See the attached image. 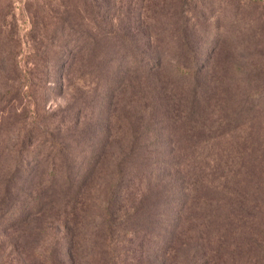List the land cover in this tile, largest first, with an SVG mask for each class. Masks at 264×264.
<instances>
[{
	"label": "rangeland",
	"instance_id": "1",
	"mask_svg": "<svg viewBox=\"0 0 264 264\" xmlns=\"http://www.w3.org/2000/svg\"><path fill=\"white\" fill-rule=\"evenodd\" d=\"M58 1L0 0V93L9 89L7 98L0 101V167L16 147V137L33 122L36 132L54 131L74 146L79 143L93 151L95 163L79 195L77 243L75 250L71 247V260L57 250L61 264H103L97 257H87L89 241L81 234L92 235L90 242L96 238L97 210L114 163L130 141H141L140 131L150 111V117L165 120L159 129L157 156L192 160L208 182L222 171L229 174L236 169L233 184L243 194L238 261H214L183 239V243L175 240L171 251L165 249L163 264H264V0L209 3L203 11L216 13L214 23L219 27L210 31L209 41L192 47L199 67L193 76L174 72L176 58L185 69L194 64L181 45L177 52L162 54L160 66L143 75L136 66L139 47L119 57L113 51L119 40L112 37L79 62L67 68L64 64L63 70L54 65L47 72L51 58L46 60L48 54L32 46L48 47L45 27L58 14ZM80 14L81 10L72 8L68 25L86 27ZM151 20L155 19H143L141 27ZM140 39L137 34L133 42L139 46ZM126 64L130 70L123 68ZM53 72H59L56 78L51 77ZM133 196L123 195L114 207H125ZM8 236L0 235V264H40L39 252L49 236L31 242L20 239L18 244L24 245L15 250Z\"/></svg>",
	"mask_w": 264,
	"mask_h": 264
},
{
	"label": "trees",
	"instance_id": "2",
	"mask_svg": "<svg viewBox=\"0 0 264 264\" xmlns=\"http://www.w3.org/2000/svg\"><path fill=\"white\" fill-rule=\"evenodd\" d=\"M173 1L176 4L171 7ZM212 1L59 0L58 14L53 16L50 27H45L48 44L44 45L48 47L40 49L34 44L32 48L48 54L46 60L51 58L52 64L47 61L49 72L50 67L63 70L64 64L67 68L79 62L107 37H112L119 40L113 50L119 57L125 58L133 47H139L136 66L143 74L160 66L162 54L177 52L181 45L188 49L194 64H189L188 70L176 58L174 72L193 76L199 67L192 47L209 41L210 31L219 27L214 23L216 13L203 11ZM72 8L81 10L86 27L76 29L68 25L66 20ZM152 17L155 20L141 27L143 19ZM137 34L141 36L139 46L133 42ZM161 38H165L164 42ZM123 68L130 70L127 64ZM58 74L50 75L56 78ZM6 90L0 93V101L7 98L9 89ZM152 115L150 111L140 131L141 141L146 142L130 141L114 163L97 210L99 222L94 238L98 244L95 239L90 242L92 235L81 234L83 240L89 241L87 257H97L103 264H163L165 249L171 251L175 240L183 243L185 239L186 244L192 242L190 245L202 248L214 261H238V221L244 209L243 194L233 184L237 170L229 174L222 171L208 182L197 173L192 160L157 156L159 129L165 120L163 116ZM76 122L79 123L75 118ZM34 128L33 122L20 138L16 137V147L10 149L7 162L0 167V235L10 234L9 245L13 250L24 245L18 244L20 239L31 242L47 235L49 240L39 252L40 264H61L57 250L70 260L71 247L75 250L79 195L95 163L94 153L79 143L75 148L71 140L57 132L41 129L39 134ZM80 135L83 139V134ZM129 192L134 196L128 205L114 207ZM32 217L38 220L32 221Z\"/></svg>",
	"mask_w": 264,
	"mask_h": 264
}]
</instances>
